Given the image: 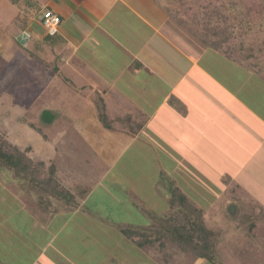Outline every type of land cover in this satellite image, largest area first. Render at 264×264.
I'll use <instances>...</instances> for the list:
<instances>
[{"label": "crops", "instance_id": "0c3cea01", "mask_svg": "<svg viewBox=\"0 0 264 264\" xmlns=\"http://www.w3.org/2000/svg\"><path fill=\"white\" fill-rule=\"evenodd\" d=\"M226 5L217 8L216 20L224 19ZM227 6L225 17L230 15L231 30L247 35L248 44L255 42L253 35L260 27L241 21L240 0H229ZM46 9L61 17L54 35L42 23ZM167 9L160 0H0V60H6L0 63V108L22 114L28 120L21 124L42 135H38L39 143L31 142L24 131L23 137H28L21 142L24 145L9 141L28 149L34 161L54 164L63 191L101 185L109 176L106 153L111 147H120L114 159L118 161L141 157L142 148L149 146L151 157L167 162V172L175 179L167 192L169 202L179 189L205 209L187 190L197 179L203 194L235 188L251 195L257 205L247 213L252 219L261 218L264 27L257 65L247 59L250 54L247 58L228 55L211 43L218 36L193 33ZM222 22L217 20L218 26ZM36 77L41 78L39 83ZM11 87L15 91L8 94ZM47 91L53 92L51 98H66L70 105H87L92 114L104 108L111 116L110 126L99 117L102 133L93 143L87 138L66 141L65 131L58 132L60 140L52 142L44 129L55 124L63 130L57 122L65 118L67 103H40L48 98ZM79 99L85 102L79 104ZM46 112L54 119H44ZM36 115L40 123L32 121ZM90 146L100 147L95 162L106 165L92 166L94 160L87 154ZM58 151L68 157L57 163L52 158ZM5 192L0 189V264H125L113 261L116 256L108 245L116 232L124 235L119 225L126 224L113 225L121 221L119 216L111 221L92 216L85 207H71L75 199L71 192L67 205L64 201L50 205L55 196L63 198L45 190L36 201L24 187H9ZM87 195L83 201L91 193ZM103 195L99 200L105 204ZM109 205L113 216L119 213L118 204L113 208L110 201ZM126 208L139 209L121 207L124 215ZM226 208L235 220L245 211L243 203L235 200H229ZM138 218L137 222L147 225L145 217ZM124 240L133 244L127 236ZM133 245L141 252L148 247ZM195 264L213 263L195 257Z\"/></svg>", "mask_w": 264, "mask_h": 264}, {"label": "rangeland", "instance_id": "374dc122", "mask_svg": "<svg viewBox=\"0 0 264 264\" xmlns=\"http://www.w3.org/2000/svg\"><path fill=\"white\" fill-rule=\"evenodd\" d=\"M160 2L169 10L171 9L174 13H182L181 8L187 6L186 2L183 0H160ZM190 18L194 20L196 24L199 23L197 19L198 17ZM222 20V27L228 32H231L229 30L232 28L229 24L231 23L230 18L227 17L226 20ZM263 21L264 18L258 24L253 25L255 27H260V29H256L258 34L253 35L255 42H249L248 44V38H246L247 35H243L240 32V35L237 34V41L233 44L234 46L232 48L233 54L244 58H247V55L250 54L251 57L247 59L254 60L255 62L253 63H257V65L260 64L259 59L261 58L260 54L262 50H259V46L263 43L262 39L264 38H262L260 31L264 27ZM180 22L182 23V21ZM184 22L187 25H190V29L193 33H198V26H195L194 28L191 27L192 25H196L195 23L192 21L190 22L188 19ZM2 62H6V60L3 58L0 60V63ZM36 79L39 83V79L41 78L36 77ZM3 83L5 85V79ZM14 91L15 89L11 87V89L8 90V94L13 93ZM46 93L48 98H44L43 100L41 99L40 103L49 100H52L54 103L59 102L60 100L67 103V105L63 106V114L66 119H60L57 122L58 128H63V130H57L55 124L51 125L47 130L44 129L48 134V139L52 142H56L60 140L58 138V132L65 131L63 139L66 141L71 139L82 141L87 138L88 142H95L96 137L102 133V122H99L100 114H92L90 113V109L87 105H81L79 102H85L84 99H79L78 103L80 106H75L70 105L66 98H51L53 97V92L47 91ZM23 109L24 108H22V110ZM7 112V108H0V143L2 140H6L5 138H7L8 140L11 139L13 141H18V144L20 145H24L21 142L24 141L23 139L27 140V136L32 137L31 142L39 143L36 141H40V139H38L40 135L36 134L34 129H27L21 124L24 123L22 120L27 122L28 118H24L22 114L13 113V111L10 113ZM110 117L107 115L109 126ZM52 118L54 119V115L51 112H46L44 114V119ZM32 121L40 123L38 115H36L35 120L33 119ZM23 131L27 136L23 137ZM40 137H42V135ZM1 144H3V142ZM99 149L100 147L94 149L90 146L87 154L90 159L94 160L91 161L92 166H98L101 168V166H104L103 164L106 165L107 162H103V164H101L102 162H95V159H99L101 155L98 152ZM107 154L110 155L108 157L110 158L108 159L110 160L108 163L110 164V171L109 176L104 178L101 185L94 184L88 185L87 187L79 186V189L76 188V190H65L66 193L71 196L74 194L75 199L73 198V201L70 203V201H68L69 199H66L65 196H61L63 200L60 197L55 196V199L50 205H53L54 202L59 204L64 201L65 204L66 202L70 203L71 207L72 205H75L87 208L92 216L106 219L111 218V221L117 220L119 216L118 220L121 221L113 222V225L115 223L126 224L119 225L120 228L132 227L139 230L154 228L156 225L161 223V216L168 215L173 211V208L168 200L167 192L172 189L175 179L172 178L171 172L170 175L167 172V162H162L161 158L159 161H156L153 157H151L149 146H144L142 148L141 157L127 158L126 156L118 161H115L114 159H116L120 154L119 146L111 147L106 155ZM67 157L68 155L66 152L58 151L56 154L54 153L52 161L58 163ZM198 182L199 181L196 179L187 188V190L189 195L196 202H199L197 200L200 199L202 201L199 202V204H201L200 206L205 208L203 209L204 217L212 235L214 257L217 264H264V213L261 218L256 219H252L251 216L248 215V213L252 211V208L257 205L253 197L251 195H247V193H241L239 190H235V188L228 189V191L224 190L223 192H219L217 194H203L199 190V186H202L199 185ZM12 184L16 186H12ZM9 187L15 189L24 187L26 190L31 192V195L35 199L34 201H36L37 196H40L41 193L35 185L30 183L27 184L25 179H20L14 170L10 169L0 160V189H2V192L6 193L5 191ZM88 193H91L93 196L90 195L87 201H83L87 198ZM101 195L106 197L105 204H103L104 201L99 200ZM229 200H235L243 203L245 211L243 215L240 216L239 220L233 219L227 211L226 205ZM110 201L114 203L113 208H115V204H118L119 213L114 216V212L111 210V206L109 205ZM128 205L138 206L139 209L130 210L126 208L124 209V215L121 207H128ZM138 217H145L148 222L147 225L145 223L141 224L137 222L136 220L139 219ZM123 218L125 221L122 220ZM126 222L130 223L128 224ZM113 225L112 228H116ZM115 234L116 236H113L111 241L108 243L109 249H111L116 256L113 260L114 262H124L125 264H195V257L190 253H188L189 255L185 254L186 252L183 253V251L180 250L171 238L165 239V251H168L173 256V258L167 262L164 259L163 253H161L158 248L159 244L157 247H151L148 245V247L141 252L140 250H137L138 248H135L130 241L128 242L124 240L125 235H121L117 232ZM135 252L136 254H134Z\"/></svg>", "mask_w": 264, "mask_h": 264}, {"label": "trees", "instance_id": "16d2710c", "mask_svg": "<svg viewBox=\"0 0 264 264\" xmlns=\"http://www.w3.org/2000/svg\"><path fill=\"white\" fill-rule=\"evenodd\" d=\"M186 2L185 7L181 8L182 13H174L176 17L185 23L186 19L196 24L190 17L198 19V24L192 25L199 27L198 33L204 36L217 37V40L211 41L216 47L222 49L228 55L232 53V40L236 39L237 34L229 29L228 32L223 28L222 19H217L222 24H217L215 18L217 8H222L225 0H183ZM229 5V0L227 2ZM223 11V18H229V6ZM253 5L254 10H251ZM241 21L250 22L253 25L258 24L264 18V0H240ZM167 8V7H166ZM226 11V13H225ZM230 24V23H229ZM231 26V25H230ZM190 27V25H189ZM227 33V34H226ZM231 34V35H230ZM101 121L109 127L105 109H100L99 115ZM0 143V160L14 170L20 179H25L33 183L40 191H47L50 194H56L67 198L71 196L66 194L60 188V184L56 179V167L54 164L47 166L43 161H34L28 155V149L22 150L18 146L12 144L7 138ZM69 201V200H68ZM170 204L173 211L162 217L158 225L147 230H139L132 227L123 228V233L133 244L138 247L146 246L157 247L163 253L164 259L169 262L172 255L165 251V239L171 238L172 241L180 248L181 251L190 253L194 257H203L217 264L214 257V248L212 243V235L205 221L204 210L197 207L181 190L175 189L170 198Z\"/></svg>", "mask_w": 264, "mask_h": 264}, {"label": "built area", "instance_id": "2783aa9c", "mask_svg": "<svg viewBox=\"0 0 264 264\" xmlns=\"http://www.w3.org/2000/svg\"><path fill=\"white\" fill-rule=\"evenodd\" d=\"M42 23L46 28L47 32L51 35H54L59 30L61 17L59 14L55 13L51 9H46L43 12Z\"/></svg>", "mask_w": 264, "mask_h": 264}, {"label": "water", "instance_id": "95a60500", "mask_svg": "<svg viewBox=\"0 0 264 264\" xmlns=\"http://www.w3.org/2000/svg\"><path fill=\"white\" fill-rule=\"evenodd\" d=\"M21 40V39H20Z\"/></svg>", "mask_w": 264, "mask_h": 264}]
</instances>
